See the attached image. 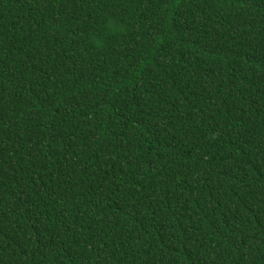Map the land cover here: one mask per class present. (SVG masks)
Returning <instances> with one entry per match:
<instances>
[{
	"label": "trees",
	"instance_id": "obj_1",
	"mask_svg": "<svg viewBox=\"0 0 264 264\" xmlns=\"http://www.w3.org/2000/svg\"><path fill=\"white\" fill-rule=\"evenodd\" d=\"M0 264H264V0H0Z\"/></svg>",
	"mask_w": 264,
	"mask_h": 264
}]
</instances>
